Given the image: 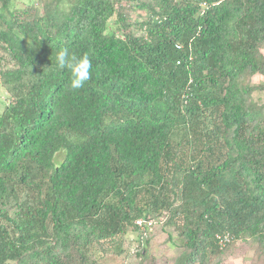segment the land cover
Segmentation results:
<instances>
[{"label":"trees","instance_id":"trees-1","mask_svg":"<svg viewBox=\"0 0 264 264\" xmlns=\"http://www.w3.org/2000/svg\"><path fill=\"white\" fill-rule=\"evenodd\" d=\"M43 7L0 0L9 99L0 113V264H101L90 258L97 243L138 229L142 216L166 212L163 224H176L177 200L197 217L184 225L191 252L179 264L195 262L201 236L219 250L231 244H218L225 231L263 242L264 105L251 106L249 78L264 73V0ZM135 8L147 17L133 22ZM65 47L92 61L76 91L56 64Z\"/></svg>","mask_w":264,"mask_h":264},{"label":"rangeland","instance_id":"rangeland-1","mask_svg":"<svg viewBox=\"0 0 264 264\" xmlns=\"http://www.w3.org/2000/svg\"><path fill=\"white\" fill-rule=\"evenodd\" d=\"M45 1L47 0H12V4L16 8L24 9L35 5L39 7L40 13L44 14L43 3ZM129 12L133 22L147 17L145 10L135 8ZM132 29L137 35L144 33L136 23ZM249 81V84L254 88L252 97L257 102L251 106L254 108L263 106L264 73L250 76ZM8 100L6 90L0 89V113ZM63 157V152L57 156L59 159ZM174 209L176 210V224H168V221L163 224L166 220V212L155 216L157 221L150 231V235L149 233L147 235L148 243L145 253H138L142 242L140 237L142 231L134 229L131 225L123 236L97 243L90 254V258L98 259L101 264H179L180 259L183 260L191 252V247L185 245L187 236L184 225L186 222H190L191 227H196L194 223H191V220H196L197 217L195 215L187 217L186 205L181 200L176 201ZM190 212L197 214L192 210ZM169 233L172 234V238L169 237ZM200 238L203 242L201 246L199 245L200 250L193 264H264V241L259 242L250 236L234 238L225 250H219L211 244V239H203L202 236ZM186 264H190V262Z\"/></svg>","mask_w":264,"mask_h":264},{"label":"clouds","instance_id":"clouds-1","mask_svg":"<svg viewBox=\"0 0 264 264\" xmlns=\"http://www.w3.org/2000/svg\"><path fill=\"white\" fill-rule=\"evenodd\" d=\"M55 60H56L57 66L60 69H66L70 73V79L68 82L69 90L76 91V90L82 89L85 86V84L91 79V70H92L93 65H92V61L88 53L77 55L75 53H71L69 49L65 47V48L59 49V51L56 53ZM138 218H154V224H153L152 229L154 228V225L156 224V221H157V218L153 215L152 216H142ZM138 218H136L135 221ZM138 229H140L142 231V234L145 237H147L140 227H138ZM151 230H147L149 235H150ZM232 239H233V236H232Z\"/></svg>","mask_w":264,"mask_h":264},{"label":"built area","instance_id":"built-area-1","mask_svg":"<svg viewBox=\"0 0 264 264\" xmlns=\"http://www.w3.org/2000/svg\"><path fill=\"white\" fill-rule=\"evenodd\" d=\"M135 223L143 230L144 234L147 236V230H151L153 227L154 218H138ZM216 238L221 248L227 246L232 241V235L228 231L217 233Z\"/></svg>","mask_w":264,"mask_h":264}]
</instances>
